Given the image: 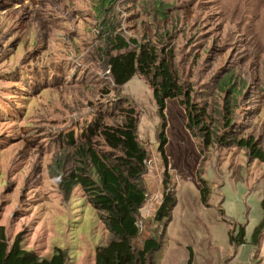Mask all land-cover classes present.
<instances>
[{
	"label": "rangeland",
	"instance_id": "obj_1",
	"mask_svg": "<svg viewBox=\"0 0 264 264\" xmlns=\"http://www.w3.org/2000/svg\"><path fill=\"white\" fill-rule=\"evenodd\" d=\"M163 1L173 4L170 14L142 23L144 16L134 19L140 3L150 8L153 0H117L122 28L136 37L153 36L164 23L181 78L194 83L195 95L209 84L208 72L228 63L235 67L245 79L243 95L252 100L242 97L236 121L264 150V0ZM94 2L0 0V224L10 242L18 234L22 246L45 258L62 248L67 264H93L94 247L107 241L108 231L79 186L62 190L59 180L71 155L59 135L75 134L98 111L113 110L126 98L147 152L140 228H146L163 189L160 119L151 89L138 75L118 88L109 80ZM214 92L208 100L221 103L224 93ZM164 113L168 189L175 191L176 205L153 264H185L189 250L194 264H264V233L257 247L249 243L262 215L264 162L238 147L201 151L176 99L166 101ZM198 176L209 187L207 207L199 199ZM239 226L246 243L235 248L229 231L236 234Z\"/></svg>",
	"mask_w": 264,
	"mask_h": 264
},
{
	"label": "trees",
	"instance_id": "obj_2",
	"mask_svg": "<svg viewBox=\"0 0 264 264\" xmlns=\"http://www.w3.org/2000/svg\"><path fill=\"white\" fill-rule=\"evenodd\" d=\"M116 1L95 0L93 3L94 16L100 21L99 52L107 58L109 80L115 88L138 75L151 89L160 119L156 137L164 167L161 198L147 220L146 228H140L137 223L139 212L147 197L144 180L147 152L137 139L135 111L122 97L113 103V110L98 111V116L87 121L75 134L58 136L71 155L66 175H62L59 181L67 193L76 186L81 188L108 231L107 241L94 247L93 264H153L152 255L161 247L165 228L176 205L175 191L168 189L169 161L164 151L166 101L176 99L183 106L185 128L201 140V151L210 147H238L245 149L250 159L264 162V150L254 134L246 133V124L236 121L242 97L245 103L252 104V100L250 95H243L245 79L235 74V67L228 63L218 72H208L211 74L209 84L195 95L194 83L181 78L175 64L173 39L164 23L156 27L153 36L127 34L128 29L121 26ZM169 4L153 0L151 7L145 8L140 3L142 10L134 19L144 16L142 23L163 20L170 14L167 11L173 4ZM159 29H162L160 33ZM215 90L224 93L221 103L210 102L217 96ZM209 97L212 98L208 100ZM106 117L110 123L105 122ZM197 179L199 199L207 207L209 187L201 176ZM260 205L261 219L253 228L249 242L253 248L258 246L264 233V192ZM229 242L235 248L245 244V228L239 226L236 234L229 231ZM67 260L62 248H56L48 258L33 249H26L18 234L10 242L0 224V264H67ZM185 264H193L190 250Z\"/></svg>",
	"mask_w": 264,
	"mask_h": 264
},
{
	"label": "built area",
	"instance_id": "obj_3",
	"mask_svg": "<svg viewBox=\"0 0 264 264\" xmlns=\"http://www.w3.org/2000/svg\"><path fill=\"white\" fill-rule=\"evenodd\" d=\"M102 67H103V69H104V71L106 72V73H110V70H109V66H108V64H103L102 65ZM138 223V225H139V221L137 222Z\"/></svg>",
	"mask_w": 264,
	"mask_h": 264
},
{
	"label": "crops",
	"instance_id": "obj_4",
	"mask_svg": "<svg viewBox=\"0 0 264 264\" xmlns=\"http://www.w3.org/2000/svg\"><path fill=\"white\" fill-rule=\"evenodd\" d=\"M194 264V263H193Z\"/></svg>",
	"mask_w": 264,
	"mask_h": 264
}]
</instances>
